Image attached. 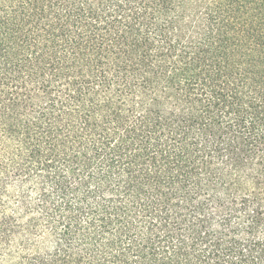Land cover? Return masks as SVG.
<instances>
[{
  "label": "trees",
  "instance_id": "trees-1",
  "mask_svg": "<svg viewBox=\"0 0 264 264\" xmlns=\"http://www.w3.org/2000/svg\"><path fill=\"white\" fill-rule=\"evenodd\" d=\"M0 264H264V0H0Z\"/></svg>",
  "mask_w": 264,
  "mask_h": 264
}]
</instances>
